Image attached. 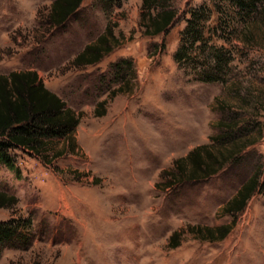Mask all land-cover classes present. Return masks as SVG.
Here are the masks:
<instances>
[{
    "label": "rangeland",
    "instance_id": "obj_1",
    "mask_svg": "<svg viewBox=\"0 0 264 264\" xmlns=\"http://www.w3.org/2000/svg\"><path fill=\"white\" fill-rule=\"evenodd\" d=\"M53 2L0 0V74L36 71L81 115L79 150L52 157L64 146L58 140L46 161L15 151L19 175L0 165V192L17 199L14 207L0 208V221L30 218L34 226L22 233L25 240L3 248L0 264H264V194L251 199L222 240L187 232L231 224L225 204L264 162L263 24L247 26L229 1L218 4L223 12L211 14L206 32L218 17L230 23L232 39L215 41L229 49L232 62L225 82L204 83L180 68L174 54L189 11H211L213 0L171 1L167 7L177 18L158 36L146 32L143 0L117 7L85 0L59 28L46 22ZM108 29L120 41L113 52L96 65L75 67L77 55ZM242 32L252 41L243 43ZM123 59L132 61L130 92H118L120 84L111 81L112 65ZM222 103L237 113L240 127L261 123L262 136L255 130L250 138L257 142L244 153L249 162L164 189V171L194 148L225 149L227 140L213 141L227 136L219 123ZM177 230L186 232L172 248Z\"/></svg>",
    "mask_w": 264,
    "mask_h": 264
},
{
    "label": "trees",
    "instance_id": "obj_2",
    "mask_svg": "<svg viewBox=\"0 0 264 264\" xmlns=\"http://www.w3.org/2000/svg\"><path fill=\"white\" fill-rule=\"evenodd\" d=\"M103 1L111 7H117L122 0ZM171 1L173 0H143L145 12H143V19L149 21V24L145 25L147 34L161 35L167 32L175 22L177 13L167 7ZM227 1L236 9L238 17L248 20L247 26L254 25L255 22H260L264 26V0H213L211 11L207 6L189 11L190 17L187 19L186 28L181 33L180 46L174 54V60L180 68L193 74L195 80L199 82L218 83L226 80L232 55L225 45L219 46L215 40L232 39L229 30L231 25L222 17H218L215 25L209 27L206 32V23L212 13L223 12L224 5L218 4H224ZM84 2L85 0H54L46 22L51 28L63 27L76 16ZM218 6L220 10L216 9ZM154 9L159 11L153 14L151 12ZM239 38L243 43H247L252 41L253 37L247 35V32H242ZM119 43V37L115 36L113 30L108 29L87 45L77 55L73 64L77 68L96 65L111 54ZM112 66L114 72L111 81L120 84L118 92L132 91L127 78L131 74L132 61L123 59ZM101 83L104 84V81L102 80ZM104 104L105 102L99 103L98 108L103 107ZM225 104L222 103L220 110L223 121L219 123L221 128L226 130L227 136L213 138V141L217 140L222 145H225L227 140L225 149H216L212 144L194 148L185 157L175 161L173 169L169 172L164 171L167 174V177H163L166 182L161 183L164 189L172 188L177 183L207 181L228 165L236 166L249 162L244 153L248 147L257 142L250 138L255 130L259 131V136H262L261 123L253 119L244 127H240L237 122V113H232L231 108L224 106ZM104 115L105 111L98 114V116ZM80 120L81 115L69 108L57 94L50 91L36 71L0 74V165L6 166L19 175L21 171L17 165L15 151L34 154L46 161L49 154L54 151L53 146L58 140H62L64 146L52 157L58 158L63 154L75 153L79 150L76 129ZM256 194H264L263 161L225 204L223 212L225 215L233 216L231 224L217 228L191 226L188 227L187 232L201 236L203 240L209 242L226 238L232 232L237 216L244 212ZM16 204V197L0 192V208H11ZM33 228L30 218L22 222L19 218L0 221V255L4 247L13 245L17 240H25V235L22 233L31 232ZM185 232V230H177L172 234L169 242L172 248L180 246Z\"/></svg>",
    "mask_w": 264,
    "mask_h": 264
}]
</instances>
